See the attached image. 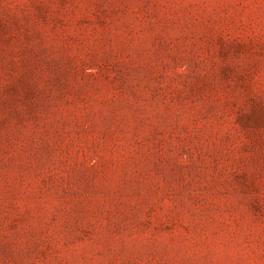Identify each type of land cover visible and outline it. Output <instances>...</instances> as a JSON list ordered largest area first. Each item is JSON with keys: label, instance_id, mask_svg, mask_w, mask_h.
<instances>
[{"label": "rangeland", "instance_id": "1", "mask_svg": "<svg viewBox=\"0 0 264 264\" xmlns=\"http://www.w3.org/2000/svg\"><path fill=\"white\" fill-rule=\"evenodd\" d=\"M0 264H264V0H0Z\"/></svg>", "mask_w": 264, "mask_h": 264}]
</instances>
